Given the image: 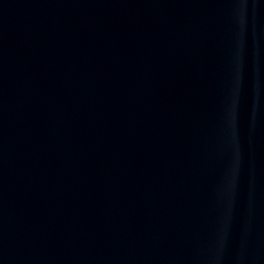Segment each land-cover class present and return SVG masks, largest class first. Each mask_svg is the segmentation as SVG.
Returning <instances> with one entry per match:
<instances>
[{"label":"water","instance_id":"obj_1","mask_svg":"<svg viewBox=\"0 0 264 264\" xmlns=\"http://www.w3.org/2000/svg\"><path fill=\"white\" fill-rule=\"evenodd\" d=\"M0 264H264V0H0Z\"/></svg>","mask_w":264,"mask_h":264}]
</instances>
